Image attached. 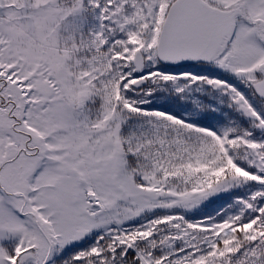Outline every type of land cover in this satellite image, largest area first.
<instances>
[{
    "label": "snow or ice",
    "instance_id": "snow-or-ice-1",
    "mask_svg": "<svg viewBox=\"0 0 264 264\" xmlns=\"http://www.w3.org/2000/svg\"><path fill=\"white\" fill-rule=\"evenodd\" d=\"M0 264H264V0H0Z\"/></svg>",
    "mask_w": 264,
    "mask_h": 264
}]
</instances>
